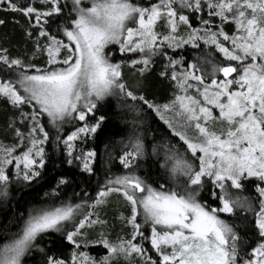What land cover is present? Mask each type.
I'll use <instances>...</instances> for the list:
<instances>
[{
    "label": "snow or ice",
    "instance_id": "1",
    "mask_svg": "<svg viewBox=\"0 0 264 264\" xmlns=\"http://www.w3.org/2000/svg\"><path fill=\"white\" fill-rule=\"evenodd\" d=\"M0 5L25 18L24 41L32 44L21 56L0 47V66L10 73L0 79V100L17 113L7 123L15 142L0 141V264H26L34 252L38 264H264V0ZM186 47L199 54L174 57ZM157 57L164 60L158 75L172 87L164 103L149 99ZM125 68L138 76L134 84ZM109 98L125 130L117 154L123 174H106L94 197L83 191L68 199L61 197L72 180L61 174L26 212L20 200L9 209L12 186L22 198L61 153L55 167L95 175L100 154L88 143L109 120ZM152 114L161 122L155 127ZM114 147L105 144L100 155L108 173ZM113 197L127 211L115 217V239V224L102 215ZM52 234L71 246L67 255L41 246ZM96 245L106 250L98 258L88 251Z\"/></svg>",
    "mask_w": 264,
    "mask_h": 264
},
{
    "label": "trees",
    "instance_id": "2",
    "mask_svg": "<svg viewBox=\"0 0 264 264\" xmlns=\"http://www.w3.org/2000/svg\"><path fill=\"white\" fill-rule=\"evenodd\" d=\"M3 5H0V8H3ZM0 19H4L6 23L0 26V47H7L9 48V54L12 56H21L24 55L25 51L28 54H31L32 44L25 43L24 41V33L23 27H27V22L25 18L19 14L15 13H5L0 11ZM15 20L19 21V24L14 23ZM195 26V21H193ZM225 31L229 34L233 31V26L231 24L225 26ZM115 47V46H112ZM109 50H112L110 48ZM169 54L172 55L173 53L169 50ZM193 54H199L198 50H192L190 47H186V49H178L176 50L174 57L179 58L181 55L185 56L186 59H191ZM121 57L119 54H116V59H120ZM222 58V57H221ZM44 62V58H40L36 61L37 64H42ZM115 62V61H114ZM164 60L162 57H157L155 59V63L150 70V73L147 75V80L151 83L152 87L149 92V99L155 98L158 103H164L167 100L171 99L172 94V87L167 80L161 79L159 77V72L163 70ZM127 69V68H126ZM10 77V73H6L3 71V66H0V79H8ZM137 78L134 79L136 81ZM135 83V82H130ZM111 100V111L108 112L109 120L103 127L102 131L99 133V137L96 141H89L88 146L95 147L98 154L103 155L105 152V144H108L110 148L114 147L113 156L116 159L113 160L112 164L109 165L111 172L108 173L107 168H101L100 166V155H98L97 162H96V173L95 175L89 176L86 173H81L78 168L73 167L71 171H68L67 165H63L61 167H55L60 163V160L63 158V154L61 153L59 156H54L53 160H50L45 171H44V179L40 181L38 185L35 186L34 189L25 188L23 190L22 198L17 195L16 186H12L11 196L7 201V207L11 209V206L16 203L17 200H20V206L18 207V211L26 212L27 207L29 204L27 202H35V198L37 193L40 196L43 195L45 190L50 189L51 186L55 185L56 178L61 174H67L72 180V183L64 190L62 199H68L72 196L73 192H83L87 191L92 197L95 196L98 189V184H102L105 180L106 174L112 175H119L123 174L124 170L122 166L119 165L118 161V153L120 151L119 141L121 137L125 134L124 125L121 123L119 118V109L117 107L115 99L109 98ZM28 110V109H25ZM17 114L16 110L12 108L6 101L0 100V141L5 144H12L14 143V138L12 135L11 130H7V123L11 116ZM101 114L100 112L97 115ZM152 118L155 123H152V126L155 127L156 124L161 123L159 122L158 118L154 117L152 114ZM162 126V125H161ZM163 128V126H162ZM68 130H71V127H68ZM175 142V141H173ZM83 146V145H80ZM48 151L51 153L50 146H46ZM12 167V166H10ZM158 170V165L151 170V177L155 180L156 173ZM143 175V171L141 172ZM151 182V180L149 181ZM164 179L158 180V183H164ZM154 184L153 186H158ZM253 185L249 184L248 188L251 191ZM207 198V196H205ZM73 202H78V200L73 199ZM0 206H2V202H0ZM120 211H127L122 208L118 202L117 198L113 197L112 200L109 202V205L104 209L103 218H106L109 221V224H115V229L112 231V238L115 239L117 233L120 232L121 226L118 221H116L115 217L119 215ZM11 213L9 212V215ZM242 215V214H241ZM222 218H227L222 214ZM6 220V217H4ZM239 222V221H237ZM130 231L129 229H125V232ZM242 234L245 232L244 229H241ZM95 234H93L94 236ZM62 238L59 234H52L51 238H44L43 240L39 241L41 246L50 248L51 252H56L58 255H67L71 251V246L67 245L66 242L61 243ZM256 240L254 238H249L250 247H254L256 244ZM146 248H151L150 244H145ZM249 247V251H250ZM89 254L94 257H99L100 255H104L106 250L102 248V246L96 245L92 246L88 249ZM153 259H157L156 254L154 252L151 253ZM41 256L39 253L34 252L32 257H29L26 260V264H38L40 261Z\"/></svg>",
    "mask_w": 264,
    "mask_h": 264
},
{
    "label": "rangeland",
    "instance_id": "3",
    "mask_svg": "<svg viewBox=\"0 0 264 264\" xmlns=\"http://www.w3.org/2000/svg\"><path fill=\"white\" fill-rule=\"evenodd\" d=\"M124 74H125V79L126 80H128L129 82H135L134 79L137 78V77H133L132 74L128 71V69H126V68L124 69Z\"/></svg>",
    "mask_w": 264,
    "mask_h": 264
}]
</instances>
